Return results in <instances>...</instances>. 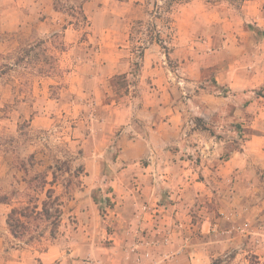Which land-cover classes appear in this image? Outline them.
<instances>
[{"label":"rangeland","instance_id":"1","mask_svg":"<svg viewBox=\"0 0 264 264\" xmlns=\"http://www.w3.org/2000/svg\"><path fill=\"white\" fill-rule=\"evenodd\" d=\"M227 1L226 11L235 16L243 0ZM212 3L0 0V198L8 203L0 219L6 224L12 208L30 207L24 229H17L20 240L3 224L13 244L36 257L51 246L62 256L78 244L89 243L97 253L108 247L114 206L98 188L108 194L123 169L149 163L132 155L135 132L145 125L133 115L145 96L140 76L159 63L148 57L159 55L178 103L185 97L179 72L186 62L179 59H193L196 51L190 38L198 28L190 31L189 21L210 19ZM261 91L264 85L258 92L264 97ZM246 140L235 148L242 151ZM255 148L250 201L241 214L218 216L220 243L210 264H264V142ZM94 169L99 179L89 178ZM33 204L38 211L46 205L50 217L32 214ZM140 206L131 226L144 242L146 221L134 218Z\"/></svg>","mask_w":264,"mask_h":264},{"label":"crops","instance_id":"2","mask_svg":"<svg viewBox=\"0 0 264 264\" xmlns=\"http://www.w3.org/2000/svg\"><path fill=\"white\" fill-rule=\"evenodd\" d=\"M227 2L213 0L210 19L189 21L190 31L198 28L190 38L196 51L193 59H179L187 63L179 72L185 97L178 103L170 97V73L159 55L148 57V63H159L140 76L145 96L133 115L145 125L135 132L138 148L132 155L149 163L123 169L110 182L112 191L104 194L114 206L108 247L101 245L97 253L89 243L78 244L62 256L51 246L36 257L13 244L3 218L0 264H210L219 249L214 234L218 216L244 212L251 195L252 151L264 142V97L258 94L264 85V0H243L235 16L226 11ZM244 137L241 151L235 142ZM94 172L89 178L99 179L101 171ZM142 204L157 207L154 221L143 215L148 247L131 226L134 208ZM156 224L160 231L170 229L167 239L154 230Z\"/></svg>","mask_w":264,"mask_h":264},{"label":"trees","instance_id":"3","mask_svg":"<svg viewBox=\"0 0 264 264\" xmlns=\"http://www.w3.org/2000/svg\"><path fill=\"white\" fill-rule=\"evenodd\" d=\"M98 191L102 192L103 194H107L106 192H108V190L104 191L102 188H98ZM6 201L7 199L5 197L0 198V204H8ZM29 208H30L29 205L21 209L12 208L7 214L6 225L9 228L10 235L14 239L20 240V238H22L21 232L19 233L17 229L18 228L24 229L26 225L24 220L27 219L28 217L26 215V211H28ZM36 209H37V206L33 204L31 213L35 214L36 216L43 217L45 219H48L50 217L49 212L46 208V205L43 204L41 210L39 211Z\"/></svg>","mask_w":264,"mask_h":264},{"label":"built area","instance_id":"4","mask_svg":"<svg viewBox=\"0 0 264 264\" xmlns=\"http://www.w3.org/2000/svg\"><path fill=\"white\" fill-rule=\"evenodd\" d=\"M156 209H157V207L156 208L154 207V208L151 209V208H149L147 206V204H142L140 206L139 212L135 214L134 218L138 222H140L141 220L143 221V218H144L143 215L147 214L150 217L151 221H154L155 220V216H157V211H155ZM156 226L157 227H155L154 230L158 233L160 231V228H159L160 225L156 224ZM170 228L172 229V227H170ZM160 232L163 234V237L165 239H167V237L170 234V229L166 228V226H162V231H160ZM144 243H145V246H147V247L150 245V244H148L147 241H145Z\"/></svg>","mask_w":264,"mask_h":264}]
</instances>
